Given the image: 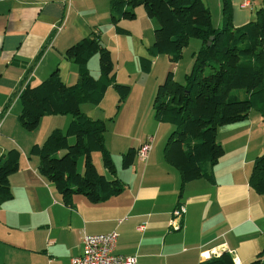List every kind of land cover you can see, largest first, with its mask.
I'll return each mask as SVG.
<instances>
[{
    "label": "crops",
    "instance_id": "obj_1",
    "mask_svg": "<svg viewBox=\"0 0 264 264\" xmlns=\"http://www.w3.org/2000/svg\"><path fill=\"white\" fill-rule=\"evenodd\" d=\"M110 1L0 0V154L11 147L20 153L18 169L8 178L11 197L0 201V264H68L81 253L83 236L110 232L116 236L114 254L134 256L136 264H199L205 254L214 257L221 251L228 252L236 264L257 258L264 264V194L256 193L249 184L254 159L264 152V117L256 109H250L242 122L217 128L216 140L223 155L212 168V182L199 179L180 184L178 171L163 158L165 137L171 129L166 124V133L155 140L149 135L152 141L146 157L139 160L136 156L127 168H122L118 159L130 141L124 143L119 133H112L108 145L103 138L110 158L113 156L114 176L124 187L102 202L91 203L75 194L65 204L38 174V161L31 160L29 150L38 143L40 129L63 131L70 117L44 116L33 138L22 137L14 123L20 106L13 91L21 84H37L55 68L63 83L74 84L77 66L65 60L63 52L93 30L111 58L115 53L113 77L116 83L123 82L120 67L115 69L121 41L124 45L121 39H129L125 45L130 59L139 63L153 40L155 22L137 6L133 20L118 23L124 30L118 34L110 23ZM203 2L222 25V0ZM244 2L246 6L241 8ZM261 6L264 0H228L231 25L245 24ZM210 19L212 22L213 17ZM190 45L192 53L200 46L197 40ZM155 60L164 64L159 55L154 57L149 72ZM178 68L173 69L174 75ZM87 70L93 78L99 76L95 56L88 60ZM110 88L100 103L106 99L113 103ZM86 105H79L81 113L92 119L108 118L116 125L111 113L102 119L93 117L97 116L94 109ZM145 139L140 136L132 148L137 150ZM97 159L93 163L98 171L103 167ZM78 162L80 172L82 162ZM101 174L111 177L104 169ZM179 206L183 214L175 229L172 212Z\"/></svg>",
    "mask_w": 264,
    "mask_h": 264
},
{
    "label": "trees",
    "instance_id": "obj_2",
    "mask_svg": "<svg viewBox=\"0 0 264 264\" xmlns=\"http://www.w3.org/2000/svg\"><path fill=\"white\" fill-rule=\"evenodd\" d=\"M137 6L155 22L152 43L146 56L139 58L143 73L149 72L154 57L165 55L175 64L190 38L200 42L182 83L174 82L172 72H168L156 87L151 107L154 120L171 127L163 158L178 171L180 184L199 179L212 182V168L223 155L216 140L217 128L244 121L250 109L264 117V7H259L245 24L233 27L228 0H222V25L213 27L203 0H111L109 18L115 32H124L118 23L133 20ZM94 55L97 78L87 70V62ZM63 58L76 64L77 81L66 85L55 68L35 85L21 84L13 95L20 106L16 121L30 132L44 116L69 115L63 131L52 129L40 144L31 146L29 154L37 157L38 174L53 186L63 203L75 194L91 203L102 202L117 195L124 184L114 176L104 146L105 122L84 115L79 105L97 106L106 88L111 87L117 95V111L129 88L115 82L111 54L100 43L96 30L68 46ZM136 152L129 147L121 154L122 168L132 164ZM94 153H99L109 179L96 170ZM79 158L81 173L76 169ZM18 161L16 148L0 154V201L11 197L8 178L17 171ZM249 184L256 193L264 194V152L254 159ZM199 264L233 261L228 252L221 251ZM248 264H260V260Z\"/></svg>",
    "mask_w": 264,
    "mask_h": 264
},
{
    "label": "rangeland",
    "instance_id": "obj_3",
    "mask_svg": "<svg viewBox=\"0 0 264 264\" xmlns=\"http://www.w3.org/2000/svg\"><path fill=\"white\" fill-rule=\"evenodd\" d=\"M210 16L211 18L213 17L212 22H211L212 26L220 27L221 24L220 25L217 24L218 22H216L217 19H215V16L212 13H210ZM144 18L147 20V17H144ZM214 24H216V26H214ZM121 38H124V37H121ZM121 40H123L124 45L121 41V54L119 57L120 62H119V65L115 67V69H118L120 67V70L118 73H119V77L121 81L123 82H118V83L124 84L129 88V93L127 97L125 98L124 102H122L119 105L117 112L115 110L117 95L111 88H110L111 93L109 94H112V96L115 97V100H113V103L109 104L106 99L104 101H101V103L99 102L100 105L98 106H94L90 104L86 106H88V108L94 109L97 116H93V117H101L102 119L104 117H108L109 115L108 113H111L112 119L114 121L116 120L115 121L116 125L115 124L112 125V123L106 120L108 118H105L104 120L105 132L103 133V138L106 144L108 145V139L110 137L112 138V133L121 134L123 136L122 137L123 140H125L124 143H127V141H130L131 143L129 146H126L125 144V148L122 152L124 153L128 149V147H135L137 145V139L140 138V136L142 135L146 136V138L150 137L149 135H151L153 139L155 140L156 138L159 137V135L166 133L165 128H167L168 126L166 125L167 126L166 127L164 126V124L157 125V123L155 122L153 118L151 106H152V101L155 95L156 87L163 82L168 72L173 73L172 77H173L174 82L182 83L183 75L189 71L191 64H192V60H193L192 55H191L192 50H191L190 44L192 41L197 40L199 42V40L195 38H190L188 40L187 44L181 49L180 56L176 64H172L168 62L167 61L168 59L165 55H159L160 58H163L164 64L163 63L160 64L155 60L151 68V71L147 74L143 73L140 70L139 63L135 59L134 60L130 59V56L128 54V49L126 48V45H125V42L129 39L125 37L124 39H121ZM151 43L152 42H150V44ZM199 45H200V42H199ZM145 53L147 54V52ZM146 54L143 57H145ZM114 55L115 53L113 52L112 54L113 58H114ZM94 56L97 60V56L96 55ZM183 64H185V68L181 67L183 66ZM177 65L179 66V68L177 69L176 75H174L173 69L176 68ZM186 65L188 66L186 67ZM183 69H186L185 72L183 71ZM112 105H113V108H112ZM57 116H63V115H57ZM66 116L70 117L69 115H66ZM56 118H61V117H56ZM94 119H97V118H94ZM14 123H15L16 128H18L22 137L33 138L36 132L38 131V129L36 128L35 130L37 131L33 130V131L28 132L22 129L21 127H19L16 121H14ZM40 130L42 132L38 135V138H37L38 143L36 144H40L43 141L42 139H44L46 135L51 131V129L48 131L47 128L45 127H42ZM14 139H16V137H14ZM11 148H15V147H11ZM112 151L116 153L115 150H112ZM30 158L31 160H37V157L33 155H31ZM95 158H98L97 160L100 162L99 153L92 154V160L94 161V163L96 161ZM111 158L113 160V156ZM120 159L121 158H119L118 160ZM78 160H79L78 163L82 162V158H79ZM115 167L118 168L119 165H116ZM102 169H98V172L101 173ZM79 173H81V171Z\"/></svg>",
    "mask_w": 264,
    "mask_h": 264
},
{
    "label": "built area",
    "instance_id": "obj_4",
    "mask_svg": "<svg viewBox=\"0 0 264 264\" xmlns=\"http://www.w3.org/2000/svg\"><path fill=\"white\" fill-rule=\"evenodd\" d=\"M246 6V2L241 5ZM61 26L57 27L58 31ZM151 137L145 139V141L139 146L136 152V156L139 160H143L150 150ZM183 214V208L181 206L175 208L172 212L173 219L175 220L178 228V220ZM137 231L141 230V226L136 228ZM115 233L110 232L107 234L85 235L81 240V253L75 257L69 259L68 264H136L134 256H120L114 254ZM213 254H205L204 257L209 258ZM204 258V259H206ZM233 264H236L234 259Z\"/></svg>",
    "mask_w": 264,
    "mask_h": 264
}]
</instances>
